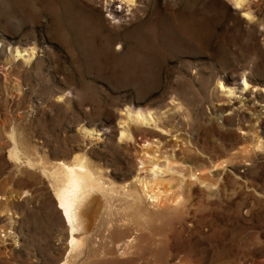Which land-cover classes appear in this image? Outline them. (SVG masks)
Instances as JSON below:
<instances>
[{"label":"rangeland","instance_id":"obj_1","mask_svg":"<svg viewBox=\"0 0 264 264\" xmlns=\"http://www.w3.org/2000/svg\"><path fill=\"white\" fill-rule=\"evenodd\" d=\"M128 108L152 121L123 142ZM83 153L118 188L147 178L145 157L174 162L142 212L110 199L145 228L137 264H264V0H0V264L67 257L43 169Z\"/></svg>","mask_w":264,"mask_h":264},{"label":"bare ground","instance_id":"obj_2","mask_svg":"<svg viewBox=\"0 0 264 264\" xmlns=\"http://www.w3.org/2000/svg\"><path fill=\"white\" fill-rule=\"evenodd\" d=\"M121 2L127 7L132 5L134 0H120V3ZM227 2L237 10L242 9L244 4V0H227ZM108 10L115 19L122 18L123 12L121 11V14H119L120 11H118L114 5L110 4ZM247 17L250 18L249 20L253 19H251V16L248 14ZM16 52L17 57H20L19 50ZM30 56H34L33 51L30 52ZM245 85L247 88L246 83ZM220 86L222 89L224 88L222 83H220ZM151 121L152 119H150V116L143 110L128 108L126 110V119L122 121L124 127L121 130V141H133L138 129H141ZM253 130L254 127L247 132L250 133ZM252 137L254 138V136ZM15 138L12 132L10 134L12 149L10 150L9 156L12 161L18 163L22 160V153L19 150V145ZM256 142L259 143V140ZM155 160L150 159L148 161L145 157V160L141 162L142 166L147 165L146 163L148 162L150 164V168H146L148 180L147 178L141 177V179L137 176L136 182L124 181L121 188H118L114 183L108 182L106 180V174L92 165L86 153L75 155L69 163L60 161L51 169H43L44 174L50 179L56 192L57 207L61 211L70 233V249L67 257L64 258V261L60 264H75V262L85 256H89L88 260L90 261L93 259V264H104L117 261H123V264H137V259H141L142 256L147 253V248L137 246L136 243L144 238L142 229L145 228H136L132 231L128 228L129 225L124 223L125 220H115L112 217L113 213L110 199L114 198L115 195L121 196L125 200V205H129L130 210L133 212H142L149 201L156 203L160 194L157 192L158 188L156 189L157 186L153 182L156 180L157 176L161 174V170H159L161 168H159V166H164L166 169L171 170L173 168L171 164L174 162H170L168 158V160L165 159L166 162L162 165ZM175 163H177V160ZM28 164L34 166L31 161H28ZM245 166H248V164ZM215 169L218 170L220 167H215ZM166 172L168 171H165V174H167ZM179 175L181 174L179 173ZM197 175L200 174L189 172V181L202 183ZM159 190L160 189H158V191ZM209 190L213 191V187ZM137 226L140 227V224ZM116 233L122 236L121 241L116 240Z\"/></svg>","mask_w":264,"mask_h":264}]
</instances>
